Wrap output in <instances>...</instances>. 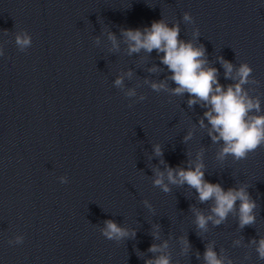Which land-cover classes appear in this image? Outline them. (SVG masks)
<instances>
[{"label": "clouds", "instance_id": "clouds-1", "mask_svg": "<svg viewBox=\"0 0 264 264\" xmlns=\"http://www.w3.org/2000/svg\"><path fill=\"white\" fill-rule=\"evenodd\" d=\"M185 22H192L189 13H184ZM128 44V54L139 53L141 50L151 54L154 50L160 56V62L165 65L172 75L169 77L176 85L172 89L173 94L182 95L188 93L190 99L189 106L202 102L206 107L204 118L211 125L209 135L213 142L223 140L224 147L218 155L219 159H224L227 155H232L236 160L246 159L248 154L264 145V115H250L254 109L260 112V102L248 96L244 85L249 83V76L252 69L247 63H243L236 69L233 75L234 65L221 58L225 69V78L234 81L233 84L223 86L218 80V70L214 67H207L208 61L205 57V49L202 45L195 46L191 41L180 39V28L178 24L171 27L163 20H155L150 27L122 29L121 32ZM198 35V33H196ZM109 40L113 47H118L116 36L109 33ZM16 45L24 50L31 46V37L27 32L16 35ZM2 54V53H0ZM153 68L151 71H155ZM131 75V73H129ZM115 86L123 85V77H118ZM154 91L166 88L164 82L151 84ZM128 95H134L130 91ZM143 99V97H142ZM201 127L204 126L203 119L200 121ZM213 133H216L215 135ZM190 138L185 137V140ZM154 153L161 156L162 150L159 145L154 146ZM163 163V161H162ZM167 183L165 174L155 170L156 178L153 181L155 187L161 188L165 193L171 191L169 185H187L195 189L200 203L213 201L210 214L205 215L202 211L192 208L195 215L197 229L206 231L207 225L211 221L214 225L224 222L230 213L236 211V204L239 201L238 222L239 227L251 226L256 222L255 209L257 207L254 200L246 191V187L229 188L225 190L218 183L207 181L204 176V164L202 161L190 165L187 168L167 167ZM62 182L63 179H62ZM147 205V201H145ZM149 208L150 205H147ZM102 234L108 240L120 241L127 237L134 236L135 232L119 226L113 220H106ZM154 238H158L154 233ZM183 239L185 247H189L186 239ZM23 237H17L16 243H22ZM239 243V241H237ZM251 244L256 245V252L259 259L264 260V237L258 241L252 239ZM162 247H167V242ZM160 247L153 244L148 251L156 253ZM205 264H224V260L219 258L213 250L212 245L206 246L204 252ZM146 264H171L170 257L161 255L155 259L146 261ZM228 264H232L228 260Z\"/></svg>", "mask_w": 264, "mask_h": 264}]
</instances>
